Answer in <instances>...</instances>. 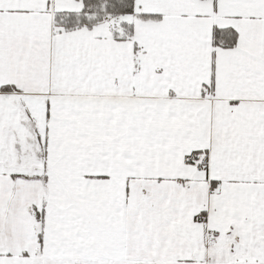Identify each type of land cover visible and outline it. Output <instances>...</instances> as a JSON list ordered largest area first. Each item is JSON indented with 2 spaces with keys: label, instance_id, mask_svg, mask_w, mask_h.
<instances>
[{
  "label": "snow or ice",
  "instance_id": "1",
  "mask_svg": "<svg viewBox=\"0 0 264 264\" xmlns=\"http://www.w3.org/2000/svg\"><path fill=\"white\" fill-rule=\"evenodd\" d=\"M0 264H264V0H0Z\"/></svg>",
  "mask_w": 264,
  "mask_h": 264
}]
</instances>
